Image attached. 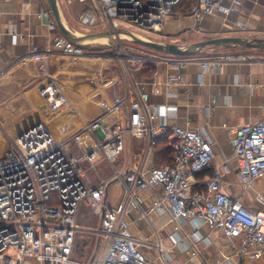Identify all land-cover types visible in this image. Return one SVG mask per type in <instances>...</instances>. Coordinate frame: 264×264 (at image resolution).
<instances>
[{
  "label": "built area",
  "instance_id": "obj_1",
  "mask_svg": "<svg viewBox=\"0 0 264 264\" xmlns=\"http://www.w3.org/2000/svg\"><path fill=\"white\" fill-rule=\"evenodd\" d=\"M89 1L90 15L80 19L86 28L96 27L95 32L128 29L153 40L164 33L171 19L227 15L238 11L242 3ZM48 26L50 30L56 28L53 23ZM122 40L115 37L113 52L107 54L104 50L87 52L84 46L59 35L50 46H32L31 52L73 60L112 56L123 69H144L150 65L154 68L153 77L161 67L176 69V74L166 76V85L179 83V70L188 63L198 64L202 72H215L224 64L254 59L241 53L176 56L151 49L127 56ZM45 85H49V90L51 87L52 94L43 95L42 99L45 104L47 101L49 111L55 113L59 104L54 99L65 106L66 98L53 87L52 81ZM45 89L40 86L38 93L44 94ZM114 95L113 100H99L83 126L71 133L63 128L61 137H56L39 122L10 141V147L0 156V264H154L141 250L131 225L135 211L146 218L150 209L162 205H168L174 219L199 221L221 231L228 249L222 254L224 259L232 256L242 264H264V210L250 209L240 197L222 192V176L228 169L214 163L217 153L213 144L199 130L169 127L158 120L146 92L134 96L127 105L118 94ZM223 127L236 161L239 186L253 191V201L263 206L264 196L255 186L264 181V120ZM131 138L144 141V156L133 167L131 155L127 154ZM159 138L171 145L172 161L145 167L144 160L154 151ZM101 162L108 164L109 176L97 172ZM207 166H212V174L197 188L193 176ZM89 171L95 172L96 181H92ZM113 183L121 189L115 202L110 201L108 194ZM146 189L156 198L149 209L143 207V198L138 194ZM81 207L89 208L97 216V226L78 223Z\"/></svg>",
  "mask_w": 264,
  "mask_h": 264
},
{
  "label": "crops",
  "instance_id": "obj_2",
  "mask_svg": "<svg viewBox=\"0 0 264 264\" xmlns=\"http://www.w3.org/2000/svg\"><path fill=\"white\" fill-rule=\"evenodd\" d=\"M59 2L64 21L69 28L80 33L97 30L96 27L86 28L80 22L82 17H89L92 11L89 0H59ZM42 10L47 15L49 11L47 0H0V87L5 85L6 88L14 91L16 86L30 83L40 73H46V69H69L68 65L64 63L61 65L59 60L63 58L57 54L45 57L41 53L31 52L32 46L44 49L50 46L55 36L61 35L57 28L50 30L48 24L42 21ZM50 20L52 21L51 17ZM182 31H186L189 43L205 38L226 36L264 39V0H242L239 10L227 15L212 14L204 15L199 19L188 16L171 19L165 25L164 33L174 35ZM226 53H241L254 59L246 63H227L215 72H202L198 64L188 63L179 70L181 81L170 85L164 83L165 78L167 75L176 74L178 72L176 69L161 67L157 69L155 77L151 76V73L149 76L146 75L144 69H128L123 78V96L118 95L127 105L134 96L146 92L148 104L159 116L158 120L165 121L169 127L179 126L202 132L216 150L214 163L227 166L228 170L222 176V192L229 196L240 197L250 209H260L262 207L253 201V191H244L239 186L236 161L223 125L264 120V49L220 47L207 49L200 56ZM85 59L89 65H94L92 62H96L98 68L94 65L92 69H114L109 68L110 63L105 58L85 57ZM69 61L76 64L83 60ZM118 66L121 67L119 64ZM47 81L50 80L45 78L38 83L35 82L34 88L28 91L37 103H43L46 111L38 110L32 104V111L36 117L39 114L49 116L52 114L47 110L42 94L35 93L38 85L41 83L43 86ZM61 82L69 83L67 95L68 98L73 99L76 107L77 102L95 91L91 86H79V82ZM54 86L56 87V84ZM72 92L77 98L75 102L74 98L69 96ZM105 97L107 95H100L98 99ZM76 107H72L71 104L68 108L61 107V110L56 112H60L58 115L64 117L66 111L61 113L62 110ZM90 114L88 110L79 113L78 127L83 126ZM10 118L12 122L21 119L20 116L12 117V115ZM22 125L14 128L15 134L23 130ZM133 142L137 145L134 146ZM143 151V140L137 138L129 140L127 154L132 158L131 167L139 165L140 159L144 156ZM154 154L153 151L144 160L145 167L154 165ZM211 174L212 166L195 173L193 176L195 186L199 188L200 182L209 178ZM138 194L143 198L142 205L145 209L154 205L156 198L150 189L139 191ZM119 195L112 194L110 201L115 202ZM133 218L132 234L138 238L141 250L154 264H164L165 261L166 264H242L236 257L231 256L229 259L222 257L228 249L227 240L221 231L199 221L174 219L168 205L150 209L146 218L140 217L135 211ZM144 242L158 244V247L146 245ZM186 243L189 244L187 248L183 245ZM158 248L161 249V253ZM183 248L189 249V252H180L179 249ZM151 250L158 253L157 258L153 257ZM166 252L181 254L184 259L171 263L169 262L171 257L168 258Z\"/></svg>",
  "mask_w": 264,
  "mask_h": 264
},
{
  "label": "rangeland",
  "instance_id": "obj_3",
  "mask_svg": "<svg viewBox=\"0 0 264 264\" xmlns=\"http://www.w3.org/2000/svg\"><path fill=\"white\" fill-rule=\"evenodd\" d=\"M164 32H165V29H164ZM181 33L174 34V35H167L165 33L163 34L160 33V35H157V37L154 39L156 41L176 42V43L183 44V45L190 44L189 43L190 40L186 37V31L183 32L182 34ZM121 45L122 47H124V54L127 56L137 55L138 53L151 51L143 46L134 44L124 39L121 41ZM85 49L87 52H95L98 50H104L107 52V54H111L113 52V49L108 45L105 39L95 40L93 42H90L89 45L85 47ZM209 49L211 48H208V50ZM118 52H120V50H118ZM61 58H63L59 60L61 65L63 63L66 64L69 66V69H46V73L44 72L45 74L40 73L39 75H37L36 78H33L34 80L32 82L27 83L25 85L23 84V85L16 86L14 91L9 90V88H6L5 85L0 87V134L5 137V141L0 143V156L3 155L4 152L10 147L11 139L8 140L7 136H11L12 139L14 138L13 130H15L14 128L18 127L17 125L23 124L22 128L23 127L26 128L29 126L31 122L35 121L37 118L39 119L40 116L44 118L45 121L49 122L52 118L58 117L57 115L60 114V112L58 113L56 112V114L52 113L51 116L39 114L38 117H36V115H34L32 111L33 110L32 104L38 110L43 109L45 111V109L43 108L44 106L43 103L42 104L37 103L36 100L33 99L32 96L28 94L29 93L28 91L34 88L35 82L38 83L45 78H48L50 81H54L55 82L54 84H56L57 90L61 91L68 100L69 104L66 106V108H68L71 104L73 105L72 107H76V106H75V103L73 104V99L71 97L68 98V95H67L68 94L67 88H68L69 83H64L61 81L79 82V86H82V87L91 86L95 89V91L92 94H89L86 97H83L79 102H77L78 105L75 109L71 108V109H67V110L65 109L61 111V113L66 111V113L64 114V118H62L63 120H62L61 125L56 124L57 120L50 124V128L56 137H61L60 136L62 132L61 130L63 128L65 129V132H68V133H71L74 130H76L79 124V119H78L79 113L81 111L87 112V110L91 113V111H93L94 108L96 107L97 102L101 100V99H98L100 95L102 96L107 95L108 98H111L110 96L111 91L113 93H115L116 91L117 92L116 94H120L123 96V90H124L123 78L124 76H126L125 72H127L128 69H120L122 67L118 66L119 63L114 57L111 56V57L105 58L110 63L109 68L113 67L114 69H108V68L107 69H92L93 66L96 65V62H92L94 63V65L93 64L89 65V62H87L85 58L79 59L83 61L81 63L78 62L76 64L70 63L69 60L72 61L73 59H70L68 57H61ZM41 85H42L41 83L38 85L39 87L38 89L36 88L37 90H35V93L38 92ZM43 85L45 86L46 89H45V95L42 94V97L43 95L46 96V93L50 94V92H52L51 88L50 90L49 88H47L48 85H45V84ZM69 96H72L75 102V98H76L75 93L72 92ZM55 101L57 102V98H55ZM76 101H77V98H76ZM80 103L81 105H79ZM47 110H49L48 107H47ZM58 110H61L60 104H59ZM11 115L12 117L20 116L21 117L20 121L12 122V119L10 118ZM88 118L84 122H86ZM58 126H60L59 129H58ZM133 145L135 146L137 144L133 142ZM119 162L120 161H118L117 164ZM96 170L101 176H109L111 174V170L109 169V166L106 162L99 163L96 167ZM89 174L93 182L97 180L95 177L96 174L94 171H89ZM255 190L264 196V181L256 184ZM120 193H121V189L117 183H113L110 185L109 199L111 198L110 196H112V194L118 195ZM261 207L264 210V205ZM78 223L82 226L95 227L98 225V218L96 215L92 213V211L89 208L81 207L80 213L78 215ZM183 245L187 248L189 244L186 243ZM179 251L182 253H185V252H189V249L183 248V249H179ZM151 253L153 257L155 258L158 257V253L155 252V250H151ZM166 255L168 258L169 256L171 257L170 258L171 260L169 259V262L171 263L174 261H178L179 259L181 260L184 259V256L183 255L181 256V254H173V253L166 252ZM164 264H166V261L164 262Z\"/></svg>",
  "mask_w": 264,
  "mask_h": 264
},
{
  "label": "water",
  "instance_id": "obj_4",
  "mask_svg": "<svg viewBox=\"0 0 264 264\" xmlns=\"http://www.w3.org/2000/svg\"><path fill=\"white\" fill-rule=\"evenodd\" d=\"M49 11L47 15L44 10H42V21L45 24L53 23L59 33L68 41L87 47L90 42L95 40L105 39L110 47H113L114 42L113 39L115 37L128 40L134 44L143 46L145 48L170 54L176 56H191L197 55L206 48H230V47H240V48H256V49H264V39L262 38H253L246 39L244 37H236V36H226V37H214L207 38L200 41L192 42L188 45L179 44L176 42H168V41H156L149 37L142 36L134 31L128 29H116L113 31H98V32H89V33H80L72 30L65 23L59 0H47ZM50 17L52 21L50 20ZM111 99H115L114 93L111 91ZM36 123H39L37 121ZM32 126V125H31Z\"/></svg>",
  "mask_w": 264,
  "mask_h": 264
},
{
  "label": "trees",
  "instance_id": "obj_5",
  "mask_svg": "<svg viewBox=\"0 0 264 264\" xmlns=\"http://www.w3.org/2000/svg\"><path fill=\"white\" fill-rule=\"evenodd\" d=\"M207 50V48H206ZM205 51V50H204ZM201 54V53H200ZM154 68L150 65H146L144 68V73L146 75H150ZM154 165L159 166L164 163H171L172 161V150L171 145L168 143L167 140L163 138H159L154 146Z\"/></svg>",
  "mask_w": 264,
  "mask_h": 264
},
{
  "label": "bare ground",
  "instance_id": "obj_6",
  "mask_svg": "<svg viewBox=\"0 0 264 264\" xmlns=\"http://www.w3.org/2000/svg\"><path fill=\"white\" fill-rule=\"evenodd\" d=\"M53 87H55V86H53ZM47 88H49V85H48V87ZM51 88V87H50ZM52 92H50V94H51ZM49 93L47 94L46 93V96H48V95H50ZM44 95H45V93H44ZM65 96V95H64ZM66 98V97H65ZM54 101H55V99H54ZM57 103L58 104H60L59 103V101H58V99H57ZM68 105V100H67V98H66V104H65V106H67ZM61 106V105H60ZM65 106H61V107H65ZM73 106V105H72ZM58 117H54V118H52L49 122H47V121H45V119L44 118H42L41 116L39 117V119L41 120V122H42V124L43 125H45V126H47L50 130H51V128H50V123H52V122H55L56 120V124L58 125H61L62 124V120L63 119H61L62 117H63V115H57ZM64 118V117H63ZM38 118L34 121V122H31L30 124H29V126L28 127H30L31 125H33V124H35L37 121H39L40 122V120H39ZM27 128V127H26ZM26 128H24L23 130H25ZM60 128V126H58V129ZM23 130H21L19 133H14V137L16 136V135H19ZM52 131V130H51ZM52 133H53V131H52ZM53 135H55L54 133H53ZM7 138H8V140H12V138H11V136H7ZM5 141V137L3 136V135H1L0 134V143H2V142H4ZM156 247H158V245H156ZM158 250H161V249H159L158 248Z\"/></svg>",
  "mask_w": 264,
  "mask_h": 264
}]
</instances>
